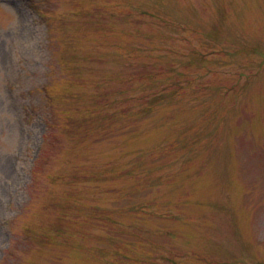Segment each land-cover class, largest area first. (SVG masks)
I'll use <instances>...</instances> for the list:
<instances>
[{
    "label": "rangeland",
    "instance_id": "rangeland-1",
    "mask_svg": "<svg viewBox=\"0 0 264 264\" xmlns=\"http://www.w3.org/2000/svg\"><path fill=\"white\" fill-rule=\"evenodd\" d=\"M0 264H264V0H0Z\"/></svg>",
    "mask_w": 264,
    "mask_h": 264
}]
</instances>
